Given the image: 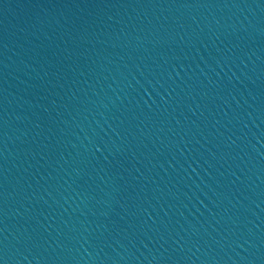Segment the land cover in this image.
Segmentation results:
<instances>
[{
	"label": "water",
	"instance_id": "obj_1",
	"mask_svg": "<svg viewBox=\"0 0 264 264\" xmlns=\"http://www.w3.org/2000/svg\"><path fill=\"white\" fill-rule=\"evenodd\" d=\"M0 264H264V0H0Z\"/></svg>",
	"mask_w": 264,
	"mask_h": 264
}]
</instances>
